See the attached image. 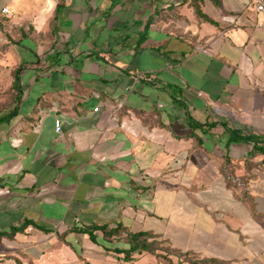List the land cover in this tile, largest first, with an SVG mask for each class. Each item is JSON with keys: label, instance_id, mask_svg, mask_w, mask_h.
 <instances>
[{"label": "crops", "instance_id": "1", "mask_svg": "<svg viewBox=\"0 0 264 264\" xmlns=\"http://www.w3.org/2000/svg\"><path fill=\"white\" fill-rule=\"evenodd\" d=\"M259 22L247 0H58L43 32L0 15L18 57L0 71L21 68L0 122V264H169L118 252L138 232L264 264V143L231 136L264 140Z\"/></svg>", "mask_w": 264, "mask_h": 264}, {"label": "trees", "instance_id": "2", "mask_svg": "<svg viewBox=\"0 0 264 264\" xmlns=\"http://www.w3.org/2000/svg\"><path fill=\"white\" fill-rule=\"evenodd\" d=\"M20 69L21 68L18 67L14 71H12L10 74L11 78L13 79L10 87L12 90V96H13L14 103L7 112L0 115L1 123L9 121L11 118H13L17 114L18 108L16 104L19 100L18 74H19ZM231 136L232 138H237V139L240 138L245 141H252L254 145H257V144L260 145L261 143H264V140H262L261 138H258L257 136H254L251 134L241 135L240 132L238 131H231ZM255 148L258 151L264 150L261 146H256ZM90 229L92 230L100 229L103 232L104 236L107 238H109L111 235L118 233L120 230L119 228H116L114 230L108 229V227L105 225H100V226L95 225V226H92ZM127 241L129 243V248L124 251L118 250V252H123L125 254V259H128V260L131 259L134 253L149 252V253H153L157 256L164 258L166 261H168L169 264H174L167 258L166 255L160 254L158 250H164L165 252H167V254H171L174 256L182 255L184 257L200 259L193 254L176 252L170 249L169 247L164 246L162 242L158 241L151 234H148L145 232L127 233ZM203 260L206 262H212L214 264H218V262L215 260H211V259H203ZM175 264H178V263H175ZM192 264H202V263L194 262Z\"/></svg>", "mask_w": 264, "mask_h": 264}, {"label": "clouds", "instance_id": "3", "mask_svg": "<svg viewBox=\"0 0 264 264\" xmlns=\"http://www.w3.org/2000/svg\"><path fill=\"white\" fill-rule=\"evenodd\" d=\"M58 0H0V15L7 16L13 23L29 19L37 32L46 31ZM35 13L34 15H30ZM18 62L17 54L9 48L0 53V67L12 69Z\"/></svg>", "mask_w": 264, "mask_h": 264}, {"label": "rangeland", "instance_id": "4", "mask_svg": "<svg viewBox=\"0 0 264 264\" xmlns=\"http://www.w3.org/2000/svg\"><path fill=\"white\" fill-rule=\"evenodd\" d=\"M10 73L7 71H0V115L7 112L11 106L13 105V96L11 90V82H10ZM175 259L178 264H192V263H202V264H214L212 262H206L203 259H195L184 257L182 255H175Z\"/></svg>", "mask_w": 264, "mask_h": 264}, {"label": "built area", "instance_id": "5", "mask_svg": "<svg viewBox=\"0 0 264 264\" xmlns=\"http://www.w3.org/2000/svg\"><path fill=\"white\" fill-rule=\"evenodd\" d=\"M247 6L260 16V22L258 26L264 30V0H247ZM224 20H226L228 23L235 22V19L229 16L225 17ZM54 123H55V130L58 132L60 129V120L55 119ZM4 192H8V191L0 189V193H4Z\"/></svg>", "mask_w": 264, "mask_h": 264}]
</instances>
